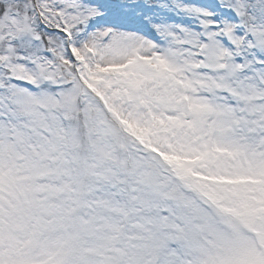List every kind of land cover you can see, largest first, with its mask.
<instances>
[{"label": "snow or ice", "instance_id": "snow-or-ice-1", "mask_svg": "<svg viewBox=\"0 0 264 264\" xmlns=\"http://www.w3.org/2000/svg\"><path fill=\"white\" fill-rule=\"evenodd\" d=\"M0 264H264V0H0Z\"/></svg>", "mask_w": 264, "mask_h": 264}]
</instances>
